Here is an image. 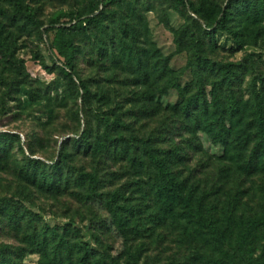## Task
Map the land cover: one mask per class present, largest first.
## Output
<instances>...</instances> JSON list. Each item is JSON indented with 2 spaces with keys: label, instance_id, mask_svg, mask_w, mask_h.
<instances>
[{
  "label": "rangeland",
  "instance_id": "1",
  "mask_svg": "<svg viewBox=\"0 0 264 264\" xmlns=\"http://www.w3.org/2000/svg\"><path fill=\"white\" fill-rule=\"evenodd\" d=\"M98 1L22 0L23 9L37 13L40 23H35L16 10L13 0H0V153L9 149L11 154L0 163V199H13L20 215L29 209L33 221L17 223L10 213L0 214L3 254L10 264H58L53 252L71 234L73 242L79 237L111 258L126 246L139 248L141 264H228L225 250L235 245L240 231L249 230L243 264L264 261V224L249 227L264 212L259 139L254 134L239 159L236 150L228 153L204 129L219 117L212 115L218 100L235 99L243 129L256 132V106L264 107V0H252L261 13L258 20L241 12V0H189L230 9L227 27H209L176 0H105L94 12H103L102 22L70 34L76 72L104 95L83 103L78 81L53 62L46 31L52 23L69 27L77 17H88ZM200 91L211 114L186 115L185 102ZM83 108L86 115L78 111ZM103 114L126 123L123 135L128 143L137 138L142 167L120 153H92L89 142L107 135ZM85 129L91 134L78 140ZM110 136L120 137L114 131ZM148 146L174 161L188 193L203 202V214L232 231L223 244L208 228L180 218L179 209L167 214L163 203L150 200L146 191L155 174L148 167ZM28 157L46 164L44 188L41 182L26 184L16 173ZM117 205L129 209L123 210L127 230L116 221ZM34 227L40 236L47 232L48 250L34 243ZM56 230L58 238L52 236Z\"/></svg>",
  "mask_w": 264,
  "mask_h": 264
},
{
  "label": "trees",
  "instance_id": "2",
  "mask_svg": "<svg viewBox=\"0 0 264 264\" xmlns=\"http://www.w3.org/2000/svg\"><path fill=\"white\" fill-rule=\"evenodd\" d=\"M176 1L188 4L195 14H198L208 22L209 27L213 25H217V27H227V24L232 17L230 9H215L204 4L196 5L189 0ZM13 2L19 13L23 14L35 23H40L37 13L33 9H23L22 0H13ZM241 2V12L248 13L254 20L261 18V13L257 10L256 4L252 0H241ZM100 4L104 5L105 0H99L97 7L91 15L85 18L77 17L75 23L69 27H66L65 25L57 26L56 23H52L51 28L46 31L53 62L55 64L61 63L63 72L72 80L75 78L78 81L81 91L80 96L83 103H86L87 99L92 96L98 98L99 100H103L104 95L99 96L97 92H93L84 79L76 72L74 57L75 43L73 42L70 34L80 28H84L85 26H91L102 22L105 19L103 12L94 14V12L99 9ZM65 16L73 17V14L65 13ZM50 32L54 33L53 41H50ZM217 94L219 98V93ZM192 108H194L195 111H193ZM183 110L186 115H191L192 112H198L204 115L211 114L210 107L203 91L192 95L185 102ZM78 111L85 115L87 114L86 108L79 109ZM216 114H218L219 117H214L213 121L207 122L204 127L205 131L210 135L215 143H223L227 146L229 148L227 150L228 153L236 150L239 155L238 158L241 159V150L246 147V144L250 142L255 134L259 139L257 144L258 149H261L264 155V107L262 105L258 104L256 106L255 133L248 132L243 129L241 125V106L235 99L230 100L229 103H226L223 100H218V102L214 105V112H212L213 116ZM111 116L112 115L108 116V114L100 116V121L104 124L106 130L105 132H107V135L104 137L110 139L111 142L108 143L104 140V137L99 135L95 142L93 139L89 142L91 151L94 155L109 152L114 154L115 157H118L120 153L124 158L129 159L130 163L136 167L139 165L137 162L139 156H137V154L140 151V144L136 143L137 138L131 140V143H128L126 137L123 135V130H128V126L121 118L116 121H111ZM86 123L87 126H89V129L92 128V121L88 115L86 117ZM111 131L119 133L120 137L118 139H113V136H110ZM90 134L91 131L89 132L85 129L82 135L78 137V140H82ZM62 144H65V142H62ZM120 145H122L123 148L120 147ZM132 145L136 148L135 153L132 151ZM60 155H62V153H60ZM10 156L11 154L9 149L3 150L0 153V163L6 162V160L10 159ZM179 157H181V155H179ZM146 158L149 169L155 174L154 177H150L148 182L149 188L146 191L150 200L153 198L156 202L163 203L167 214L173 213L176 208L179 209L181 211L180 218H184L187 222L195 221L197 225L208 228V232L212 238L216 242L223 244V239L229 238L232 231L228 228L227 230H224V228L219 225L220 219L216 220L214 217H211V214L210 216H205L203 214V202L196 198L193 194L188 193L185 182L180 179L179 174L174 171V167L171 165L174 161L168 158L167 153H160L148 146ZM45 168H47V166L42 160H32L28 157L15 167V171L26 184L35 185L41 182L42 187L44 188L48 181V174L45 173ZM139 172H141V170ZM13 202V199H0V214L4 215L6 213H10L12 220L17 223H22L26 218L30 220L32 219V212L29 209H25V213L20 215L18 205ZM12 203L14 206H12ZM123 210L128 211L129 209L124 205H117L115 208V218L119 226L122 227L124 231L128 229L129 218L125 217ZM230 219L231 217H228V220ZM31 222L33 221L31 220ZM263 224L264 212L262 216L252 220L249 227L254 229ZM198 232L203 235L202 231L199 230ZM46 233L47 232H43V236H40L39 230L34 227V243L38 244V247L43 251L48 250V235ZM124 233V236L128 238L129 235L126 231ZM52 236L54 238H58V230L53 231ZM249 236V230L240 231L235 245L232 246L230 250H225L228 264H243L244 242L249 238ZM72 238H74V236L70 234L67 240L62 241L58 246H56V250L53 252V255L55 254L58 261L60 260L58 264H141V250L139 248L135 249L132 246H126L125 250L119 257L111 258L109 255L95 249L79 237H77L74 242L72 241ZM122 259L124 260V263H122ZM251 260L254 261L252 264H264V261L260 262L254 258ZM249 262L251 263V261ZM0 264H10L9 255L7 253L3 254V249H0Z\"/></svg>",
  "mask_w": 264,
  "mask_h": 264
}]
</instances>
